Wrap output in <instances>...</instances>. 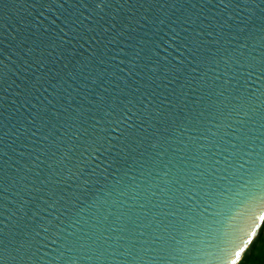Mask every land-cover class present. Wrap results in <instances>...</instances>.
Returning <instances> with one entry per match:
<instances>
[{
  "label": "water",
  "instance_id": "water-1",
  "mask_svg": "<svg viewBox=\"0 0 264 264\" xmlns=\"http://www.w3.org/2000/svg\"><path fill=\"white\" fill-rule=\"evenodd\" d=\"M264 222V0H0V264H238Z\"/></svg>",
  "mask_w": 264,
  "mask_h": 264
},
{
  "label": "trees",
  "instance_id": "trees-1",
  "mask_svg": "<svg viewBox=\"0 0 264 264\" xmlns=\"http://www.w3.org/2000/svg\"><path fill=\"white\" fill-rule=\"evenodd\" d=\"M264 222L238 264H264Z\"/></svg>",
  "mask_w": 264,
  "mask_h": 264
},
{
  "label": "rangeland",
  "instance_id": "rangeland-1",
  "mask_svg": "<svg viewBox=\"0 0 264 264\" xmlns=\"http://www.w3.org/2000/svg\"><path fill=\"white\" fill-rule=\"evenodd\" d=\"M263 234H264V230H263Z\"/></svg>",
  "mask_w": 264,
  "mask_h": 264
},
{
  "label": "snow or ice",
  "instance_id": "snow-or-ice-1",
  "mask_svg": "<svg viewBox=\"0 0 264 264\" xmlns=\"http://www.w3.org/2000/svg\"><path fill=\"white\" fill-rule=\"evenodd\" d=\"M234 264H235V262H234Z\"/></svg>",
  "mask_w": 264,
  "mask_h": 264
}]
</instances>
